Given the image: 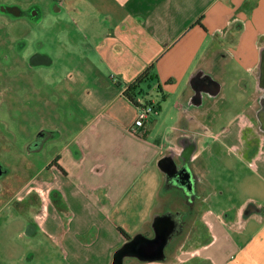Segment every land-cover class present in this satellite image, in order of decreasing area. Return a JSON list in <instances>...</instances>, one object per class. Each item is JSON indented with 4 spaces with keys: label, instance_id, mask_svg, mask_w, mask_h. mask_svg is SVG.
I'll return each mask as SVG.
<instances>
[{
    "label": "crops",
    "instance_id": "1",
    "mask_svg": "<svg viewBox=\"0 0 264 264\" xmlns=\"http://www.w3.org/2000/svg\"><path fill=\"white\" fill-rule=\"evenodd\" d=\"M66 1H58L60 19L80 21L93 32L94 46L61 79L55 103L42 106L43 117L57 116L41 121L22 165L25 184L47 191L40 231L46 244L68 264H111L131 240L167 231L163 260L127 255L123 264H264V203L248 196L246 205L215 212L217 187L206 167L214 156L208 138L239 150L245 117L220 135L202 130L206 106L212 110L229 94L221 76L233 66L256 84L243 107L249 112L260 102L264 0H106L102 10L82 0L66 8ZM43 57L31 66L53 64ZM144 84L158 90L162 103L145 99ZM139 102H154L158 111L134 132ZM246 154L256 167L250 173L264 181V143L258 153L240 156ZM25 227L27 237L36 236L27 231H36L31 221Z\"/></svg>",
    "mask_w": 264,
    "mask_h": 264
},
{
    "label": "rangeland",
    "instance_id": "2",
    "mask_svg": "<svg viewBox=\"0 0 264 264\" xmlns=\"http://www.w3.org/2000/svg\"><path fill=\"white\" fill-rule=\"evenodd\" d=\"M58 1L60 0H0V264H68L59 250L47 245L43 234L40 236V231L43 233L46 230V206L43 198H46L47 191L37 184L26 185L29 172L25 169L23 173L22 166L28 159L29 143L37 134L41 121H46V118L51 121L53 115L57 116V112L46 111L48 116L43 117V112L40 111L42 106H51L50 102L53 103L55 98L54 90L58 91L62 86L61 79L70 74L76 60L86 56V47L94 46V40L90 37L93 32L81 28L80 21L74 22L68 17L60 19L61 15L56 11L62 4ZM4 2L14 3L10 6L24 11L28 7L38 6L42 21L39 23L23 18H8L3 15L9 11L5 8L8 4ZM81 3H92L99 10L108 7L106 0H82ZM65 7L70 8L69 0L65 2ZM60 27L64 29L60 30ZM102 33L95 32V38L101 39ZM251 52L258 57L257 47L251 46ZM36 53L53 59V64L31 66L30 59ZM233 67L231 73L224 72L221 76L222 81L226 82L223 90L229 93L225 99L228 100L229 97L232 104L221 99L212 110L206 106L207 127L202 128L209 135H220L233 121H242L245 117L243 127H240L242 147L239 150L234 147L229 150L220 139L214 141L208 138L207 141L208 149H214V156L207 160L206 167L211 172L208 181L218 191L211 201L215 212L233 209L234 206L239 208L242 203V206L246 205L243 200L248 196L254 197L250 201L252 203H264V188L256 187L264 184L262 177L255 175L257 172L250 173L256 167L249 165V155L240 156L243 151L258 153L264 143V131L259 128L260 122L255 115L261 103L256 102L254 110L246 111L243 106L252 97L256 84L246 76L243 68L238 66L232 72ZM259 72L258 66V78ZM144 85L142 89L146 92L145 99L155 97L162 103L158 90ZM263 93L259 88L255 96L261 99ZM62 114L65 124L66 111ZM248 137L251 143L247 142ZM253 145L255 146L252 148ZM29 221L36 228V231L32 227L27 229H30L28 232L31 234H36L32 238L24 234L25 224Z\"/></svg>",
    "mask_w": 264,
    "mask_h": 264
},
{
    "label": "water",
    "instance_id": "3",
    "mask_svg": "<svg viewBox=\"0 0 264 264\" xmlns=\"http://www.w3.org/2000/svg\"><path fill=\"white\" fill-rule=\"evenodd\" d=\"M15 8L16 10L18 9L16 6L10 7L12 10ZM259 70L258 87L264 91V48L260 50ZM260 103L261 106L257 114V119L260 122V129L264 131V95L260 99ZM167 235V231H163L154 240H131L114 253L111 264H123L124 257L127 255H135L146 261L163 260V251L167 242Z\"/></svg>",
    "mask_w": 264,
    "mask_h": 264
},
{
    "label": "flooded vegetation",
    "instance_id": "4",
    "mask_svg": "<svg viewBox=\"0 0 264 264\" xmlns=\"http://www.w3.org/2000/svg\"><path fill=\"white\" fill-rule=\"evenodd\" d=\"M5 4H8V5H6L7 8L6 7L5 8L9 11H7V13H4L3 15L7 16L8 18H13V19L16 18L14 20L23 18L24 20L26 19V20H30L32 22H35V21L41 22L42 21L41 9L38 6H33L31 8L28 7L25 11L21 8H20V10L19 9L16 10V8H15L14 10H16V11H14V10L10 9V7H12L10 5H14V3H5ZM55 7H56V5L54 6V8ZM21 46L22 45L20 44V48H21ZM30 60L41 61V60H44V57L39 55L38 53H36L35 55H33V57H31ZM258 112H259V110H256V114H255L256 116H257ZM248 127H250V125H248ZM259 128H260V126H259ZM247 142L251 143L249 137L247 138ZM262 211H263L262 209L259 210V212H261V213H262Z\"/></svg>",
    "mask_w": 264,
    "mask_h": 264
},
{
    "label": "built area",
    "instance_id": "5",
    "mask_svg": "<svg viewBox=\"0 0 264 264\" xmlns=\"http://www.w3.org/2000/svg\"><path fill=\"white\" fill-rule=\"evenodd\" d=\"M137 115L133 124L132 131L140 129L144 126V122L148 119L149 116H153L157 114L158 108L154 104V102H139L137 104Z\"/></svg>",
    "mask_w": 264,
    "mask_h": 264
},
{
    "label": "trees",
    "instance_id": "6",
    "mask_svg": "<svg viewBox=\"0 0 264 264\" xmlns=\"http://www.w3.org/2000/svg\"><path fill=\"white\" fill-rule=\"evenodd\" d=\"M142 79H143V76L140 77V78H138V80H137L136 82H134L132 85H130V86L128 87V89H129V90H134V89L138 88V84L141 83ZM127 97H128L130 100H133V99H132V96H127Z\"/></svg>",
    "mask_w": 264,
    "mask_h": 264
},
{
    "label": "bare ground",
    "instance_id": "7",
    "mask_svg": "<svg viewBox=\"0 0 264 264\" xmlns=\"http://www.w3.org/2000/svg\"><path fill=\"white\" fill-rule=\"evenodd\" d=\"M207 99V98H206ZM197 108V107H196Z\"/></svg>",
    "mask_w": 264,
    "mask_h": 264
}]
</instances>
